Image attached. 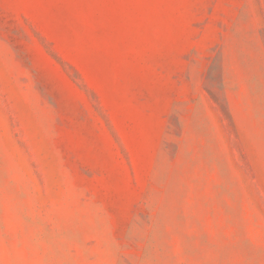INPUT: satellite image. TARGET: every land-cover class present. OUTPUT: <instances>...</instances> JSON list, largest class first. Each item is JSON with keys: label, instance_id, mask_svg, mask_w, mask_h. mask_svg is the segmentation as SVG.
Segmentation results:
<instances>
[{"label": "rangeland", "instance_id": "obj_1", "mask_svg": "<svg viewBox=\"0 0 264 264\" xmlns=\"http://www.w3.org/2000/svg\"><path fill=\"white\" fill-rule=\"evenodd\" d=\"M0 264H264V0H0Z\"/></svg>", "mask_w": 264, "mask_h": 264}]
</instances>
